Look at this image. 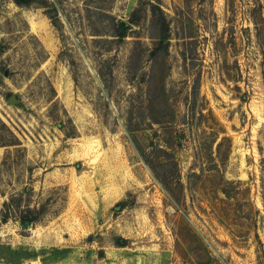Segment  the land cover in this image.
<instances>
[{"label":"rangeland","instance_id":"obj_1","mask_svg":"<svg viewBox=\"0 0 264 264\" xmlns=\"http://www.w3.org/2000/svg\"><path fill=\"white\" fill-rule=\"evenodd\" d=\"M0 264H264V0H0Z\"/></svg>","mask_w":264,"mask_h":264},{"label":"trees","instance_id":"obj_2","mask_svg":"<svg viewBox=\"0 0 264 264\" xmlns=\"http://www.w3.org/2000/svg\"><path fill=\"white\" fill-rule=\"evenodd\" d=\"M22 1V0H21ZM125 25H124V23H122V25H121V27L123 28V29H125V27H124ZM125 37H127V35H126V33H122L121 35H120V38L121 39H124ZM5 126V125H4ZM165 180L166 181H169V180H171L172 179V175H170L169 173H165ZM3 222L4 223H6L7 222V219L4 217V219H3ZM28 222V223H27ZM32 222V220L30 219V218H25L24 219V224H26V226H29V223H31ZM118 246H120V241H118Z\"/></svg>","mask_w":264,"mask_h":264},{"label":"water","instance_id":"obj_3","mask_svg":"<svg viewBox=\"0 0 264 264\" xmlns=\"http://www.w3.org/2000/svg\"><path fill=\"white\" fill-rule=\"evenodd\" d=\"M22 1H23V0H22ZM10 101H11V102H14V101H15V98L12 97V98L10 99Z\"/></svg>","mask_w":264,"mask_h":264}]
</instances>
